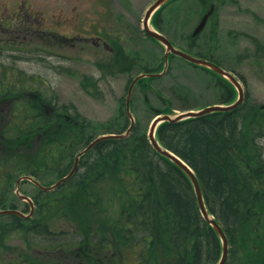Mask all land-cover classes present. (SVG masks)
Here are the masks:
<instances>
[{"label":"rangeland","instance_id":"1","mask_svg":"<svg viewBox=\"0 0 264 264\" xmlns=\"http://www.w3.org/2000/svg\"><path fill=\"white\" fill-rule=\"evenodd\" d=\"M151 1L153 0L131 3L134 16H127L129 18L121 19L120 22L110 19L109 26L119 27L126 45L125 51L129 53L122 58L125 61L118 60L117 63H121L116 67H104L102 57L105 55L101 53L82 52L63 53L60 56H41L38 53L28 55V53L18 54L16 52L17 54H13L12 52L17 49H11V46L0 48V87L12 82L13 91H16V94L6 95L0 89V131L5 128L2 134L9 137L3 143L0 142V208L28 209V205L14 193L16 178L19 175H29L31 170L28 168L34 169L36 166L39 170L33 171L37 172L38 179L44 184L53 183L61 173H64L62 171L64 167L58 165L55 151L47 156V158L51 157L54 163L46 162L45 167L41 169L44 159L39 160L37 154L39 148L36 147V144L33 146L35 154H25L24 150L14 143L13 139L17 137L16 135H22L20 134L21 130L29 125L26 112L31 111L34 106L38 107L36 105L40 101H44L58 110L69 108V111L77 112L79 116V125L77 126L80 128H75L74 131L87 135L83 137L82 141L75 143L73 146L75 151L84 146L83 141L87 136L91 139L99 134H104L103 131L108 128L119 126L113 121L118 119L119 122L117 117L125 116L124 100L129 77L135 76L136 73L146 72L145 68L157 69L155 71L158 72L163 70L164 47L155 40L148 39L142 28L143 13ZM209 1L216 3L215 15L213 19L206 22V26L198 33L196 39L191 40L190 33L201 16L203 6ZM247 1L171 0L157 9L150 19L153 28L163 32L175 46L180 49H190L192 53L197 50L202 56H210L225 69L241 76L243 80L239 81L242 80V84H245L251 102L261 104V102L264 103V73L259 68L264 67V62L259 58H253L251 54L253 51L258 52L255 50L264 40L262 34L264 30L261 23L253 22L251 27L244 16L245 13L240 12L244 10ZM260 1L255 0L252 6L257 5ZM46 2L48 6L50 0H46ZM247 30L251 37L254 35L256 43L252 44L251 39H247ZM19 46L21 47L16 44L15 47ZM2 49H6V51H1ZM255 62L258 66L254 64ZM94 64L104 67L105 72H99ZM4 69L8 70L6 76L2 75ZM16 84L31 90L18 91L21 87L17 90ZM228 85L230 86V84ZM224 87L225 82L222 77H219L214 71L196 67L174 57L168 61L163 76L151 79L145 77L141 84H136L133 87L134 101L130 106V111L134 118L140 120L147 128L157 111L156 109L164 110L166 105L172 107L176 112L186 106L196 109L201 105L221 104L220 99L226 95L223 91ZM232 89L234 93L235 88ZM184 92L189 96L187 100H183ZM40 108L39 104L37 112L36 109L33 110L35 115L40 113ZM41 112L47 116L45 109L42 108ZM257 113L262 117L261 126L264 131V110L259 112L258 109ZM41 120H36L33 123V133H38L36 129ZM81 120L88 123V127H85ZM120 120V123L123 122V118L120 117ZM11 121L12 123H10ZM110 123H115V125H110ZM48 129H51V126ZM12 152L17 154L14 159L11 158L14 156ZM262 157L264 158V150ZM92 158L93 156L89 157L88 161L93 162ZM64 162L66 164V160ZM25 164L27 165L25 166ZM80 171L84 173V167H79L78 173ZM190 183L194 187L191 181ZM121 190L117 178L110 181L100 179L94 182L92 190L89 186L86 188L79 186L76 191L70 186L60 188L57 190V196L51 197L46 193L38 192L32 182L21 180L19 192L25 193L29 197L32 196L36 201V209L32 217L39 220L45 218L49 220L50 218L48 228L53 230L60 227L65 230L67 228L73 230L63 232L64 238L72 237L73 242L68 248L64 247L65 249L61 250V253H54L51 252L52 247L47 246L48 238L40 242L42 238L33 235L30 240L25 235L26 233L16 231L6 236V240L0 245L3 247L0 249V264H25V262L32 261V264H82L79 254L81 247L76 245L85 234L81 229L87 228L89 232L95 230L94 228L111 231L112 223H115L123 212L126 199L130 200V197ZM88 193H94L95 203L84 201L87 199ZM258 194L262 196L260 192ZM90 199L92 198L90 197ZM48 202L52 203L50 209L44 206ZM77 220L85 224V227L74 223ZM252 220L254 221L251 224L252 232L250 234L239 224L236 228L231 229L233 243L227 237L229 245L225 264H246L243 263L242 258H247L245 259L247 264H264L262 259L264 245L260 248L261 254H257L256 257L248 256L250 251L254 252V248L250 246L256 242L253 237L257 233H261L264 228V210L254 214ZM8 221L7 217L0 216V229L5 228ZM5 229L7 230V228ZM57 233H61V231ZM218 242V256H220L222 243ZM239 244H243L245 250ZM38 246L48 249L42 252L36 249ZM233 246H237L235 252L230 250ZM260 255L261 257H259ZM99 258L104 261H117L118 264H133L137 261L134 252H125L124 255L119 252L118 256L111 258L108 251H102L99 252ZM153 260L148 259V262L142 261V263L156 264ZM216 262L201 260L198 264H215Z\"/></svg>","mask_w":264,"mask_h":264},{"label":"trees","instance_id":"2","mask_svg":"<svg viewBox=\"0 0 264 264\" xmlns=\"http://www.w3.org/2000/svg\"><path fill=\"white\" fill-rule=\"evenodd\" d=\"M257 112L258 104L247 99L231 110L211 111L176 122L165 121L157 129L162 145L193 168L206 207L219 220L230 241L233 235L231 229L239 224L250 233L252 221L255 220H252L253 215L264 210L261 203L264 196L258 194L264 191V180L261 181L264 158L260 143L262 117ZM69 124L67 121L64 123L67 129L53 133L56 145L62 146L60 150L57 149L56 158L58 165L64 167L63 174L69 169L77 151L73 150V146L87 135L74 131ZM88 141L90 137L87 136L83 144L86 145ZM92 156L94 161H88ZM144 162L146 166L143 167ZM79 167H84L85 172L78 173ZM113 178H117L121 192L130 200L126 199V206H123L119 219L112 223L111 231L104 229L99 236L97 233L91 234L87 228L81 229L85 233L80 240L82 264H105L100 260L99 252L106 249L111 258L118 256L119 252L123 255L125 252L136 253L137 261L133 264H143L142 261L148 262V259H154L156 264H198L201 260H217L219 242L216 232L201 217L189 179L168 159L153 150L143 126L138 123L126 137L97 141L81 155L75 174L53 191L42 193L54 197L57 190L70 186L76 191L79 186H89L92 190L96 180L110 181ZM249 196L253 197L250 201ZM86 198V202H96L94 193H88ZM253 200L257 201L260 209L255 205L250 215L246 216ZM51 205L48 202L44 206L50 209ZM3 217L9 221L5 226L7 230L0 229V245L12 231L26 233L30 240L33 235L42 238L41 241L48 238L47 246L56 253H61L68 240L60 237L62 233L53 235L54 232L48 228L50 218H20L14 214ZM74 223L85 227L80 220ZM88 240L90 242L86 243ZM239 246L244 249L243 244ZM236 247L230 250L235 252ZM242 259L247 264V258ZM107 262L112 264L111 261Z\"/></svg>","mask_w":264,"mask_h":264},{"label":"flooded vegetation","instance_id":"3","mask_svg":"<svg viewBox=\"0 0 264 264\" xmlns=\"http://www.w3.org/2000/svg\"><path fill=\"white\" fill-rule=\"evenodd\" d=\"M137 1L148 0H50L48 6L46 0H0V48L11 46L17 49L11 51L13 54L28 55H63L64 50L65 54L101 53L106 64L112 65L124 57V40L119 27H110L109 21L134 16L130 5ZM254 1H247L246 18L264 27V0L258 3V9L253 8ZM19 87L22 85L16 84L17 90ZM3 89L14 92L13 86L4 85ZM38 104L48 105L42 101ZM48 112L51 118L52 109Z\"/></svg>","mask_w":264,"mask_h":264},{"label":"water","instance_id":"4","mask_svg":"<svg viewBox=\"0 0 264 264\" xmlns=\"http://www.w3.org/2000/svg\"><path fill=\"white\" fill-rule=\"evenodd\" d=\"M163 1L165 0H156L154 3H152V5L150 6L149 10H147V12L145 13L144 15V28L146 30V33L147 35H151L153 37H155L156 39L160 40L161 42H164L165 45H166V55L169 53V51H171L172 53H176L178 54L180 57H182L183 59H186V60H189L195 64H201V65H204L206 67H210L212 68L214 71L218 72L219 74H223L225 76H227V78L230 80V81H233L234 84L236 85L237 89H238V92H239V99L237 100L238 102L241 101L242 99V95H243V92L241 90V87H240V84L238 83V81L235 80V78L230 74L228 73L227 71L223 70L222 68H219L217 65L213 64L212 62L210 61H207V60H203L201 58H198V57H194L192 55H190L189 53L187 52H183L181 50H178V49H175L174 47L171 46L170 42L168 41L167 38H165L162 34H158L157 32L147 28L146 26V22H147V19L149 17V13L150 11L155 8L156 6H158L160 3H162ZM206 17L207 15H205L201 21L196 25L197 27L195 28L194 32H193V35H195V33H197L203 26H204V23H205V20H206ZM237 103V102H236ZM235 103V104H236ZM264 106V105H263ZM233 108L232 105H210L209 107H205L203 109H200L199 111L195 112V111H187V112H184V113H179L177 114L175 117H170L168 114H165L163 116H159V117H155L153 122L151 123L150 125V128H149V140L152 144V146L157 150L159 151L160 153H162L163 155L169 157L175 164H177V166H180V167H183L184 171L186 174H188L189 178H191V181H192V184L194 186V189H195V193H196V196L198 197V204H199V208H201V211H202V214L203 216L205 217V219H207L213 226L214 230L217 231V233L219 234L221 240L223 241V245H222V257L220 259V261L217 263V264H223L225 258H226V245H227V241L225 240V236L222 232V230L220 229L219 225L217 224L216 221H214L213 219H209L208 215H207V211L206 209L204 208V204H203V200H202V197H201V189H200V185H198L197 183V180L194 176V174L191 173V171L188 170L187 168V164L182 162L179 158H177L176 156H174L172 154V152L168 151L167 149L164 150L161 148V146L158 144V142H156L155 140V137H154V128L157 124V121L160 120V119H167V120H170V121H176L178 119H182L184 117H188V116H194V115H199L201 113H206V112H210V110H227V109H231ZM128 133V131H127ZM120 136H123V134H120V135H117V137H120ZM99 138L101 137H98L96 140H94L93 142L89 143V145L86 147H90L93 145V143H95ZM86 149L82 150L81 152H79L77 154V157L75 159V163H74V167L76 165V161H77V158H78V155L83 153ZM74 167L73 169L65 176L67 177L68 175H70L73 170H74ZM65 177L61 178V179H58L53 185L51 186H40L38 184V182L35 181V183L41 187V188H44L46 190H50V189H53L54 186L58 185L60 182L64 181ZM27 201L29 202V204L31 205V209H32V206L33 204H31L30 200L27 199ZM15 213L19 216H22L23 213L22 212H19L18 210L16 209H0V214L1 213Z\"/></svg>","mask_w":264,"mask_h":264},{"label":"bare ground","instance_id":"5","mask_svg":"<svg viewBox=\"0 0 264 264\" xmlns=\"http://www.w3.org/2000/svg\"><path fill=\"white\" fill-rule=\"evenodd\" d=\"M152 11V10H151ZM150 11V12H151ZM207 13H209V11L207 12ZM125 50V49H124ZM103 61H104V59H103ZM105 61H106V59H105ZM104 61V62H105ZM230 74H235L233 71H231V73ZM237 74V73H236ZM145 78V76H144V74H142V73H140V74H137L136 73V75L135 76H133V77H129V80H128V83L126 84V86L127 87H130V86H132V85H138V84H141V81L143 80ZM147 87H148V85H146ZM241 90H242V88H241ZM224 91L227 93V98H228V101H229V104L230 105H232V107L233 108H235V107H237L239 104H238V101L235 99V95H238L239 96V92H238V89H237V87H235V90H234V93H233V89H232V87H229L228 89H224ZM242 92H243V95H242V98L244 99V97H246V96H248L249 95V93L248 92H246V91H243L242 90ZM131 92H130V90L128 89V88H126V95L127 94H130ZM133 101H134V99H132L131 101H130V103L129 104H127L126 103V100H124V105L125 104H127L126 106H128V110L127 109H125V116L123 115V117H124V120H130L131 119V117H133V114H132V112L130 111V106H131V104L133 103ZM237 102V103H236ZM236 103V104H235ZM228 104V105H229ZM45 107H47V108H49L47 105H45ZM233 108H231V109H233ZM230 109V110H231ZM219 111V110H218ZM178 113V111H174L173 112V114H177ZM170 121V120H169ZM163 123H165V120L164 119H160V120H158L157 121V124H156V127H157V129L163 124ZM40 143H42V139H40V141H39V143L37 144V148H39L38 146L40 145ZM93 147V146H92ZM79 151H82V149L80 148L79 149ZM172 154L174 155V156H176L177 158H179L182 162H184V160L179 156V155H177L175 152H172ZM166 159H168L172 164H174L177 168H179L180 169V171L182 172V173H184V174H186L185 173V171H184V169H183V167H180V166H177V164H175L169 157H165ZM143 167L144 166H146V162H144L143 164ZM187 168H188V170L189 171H191V173L192 174H194V176H195V178H196V180H197V183H198V177H197V175L195 174V172H194V170H193V168L191 167V166H189V165H187ZM188 175V174H187ZM62 178V176H60V179ZM260 178V177H259ZM264 180V176L261 178V181H263ZM260 181V182H261ZM261 194H262V196H264V191H261L260 192ZM253 199V197H251V196H249V201L250 200H252ZM261 203L262 204H264V200L262 199L261 200ZM258 205V203H257V201H255V200H253V201H251V203H250V208H249V210H247V212H246V216H249L250 215V213L252 212V210L256 207V206ZM126 206V205H125ZM258 207V206H257ZM197 208H199V206H197ZM259 209H260V207H258ZM201 209V208H200ZM60 237H64L63 235H61ZM68 240H70L69 242L70 243H72L73 242V240H72V237H68Z\"/></svg>","mask_w":264,"mask_h":264}]
</instances>
